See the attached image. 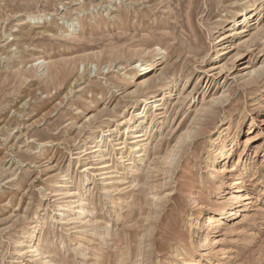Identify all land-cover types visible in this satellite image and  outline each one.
Listing matches in <instances>:
<instances>
[{
  "label": "rangeland",
  "instance_id": "1",
  "mask_svg": "<svg viewBox=\"0 0 264 264\" xmlns=\"http://www.w3.org/2000/svg\"><path fill=\"white\" fill-rule=\"evenodd\" d=\"M253 1L0 0V264H264V100L241 110L264 94V12L237 24ZM155 76L179 85L148 104L143 160L110 145V173H85ZM86 189L77 244L54 207Z\"/></svg>",
  "mask_w": 264,
  "mask_h": 264
},
{
  "label": "bare ground",
  "instance_id": "2",
  "mask_svg": "<svg viewBox=\"0 0 264 264\" xmlns=\"http://www.w3.org/2000/svg\"><path fill=\"white\" fill-rule=\"evenodd\" d=\"M253 3H254L253 4L254 8H253V11L251 13L249 12L250 5L242 8L241 13L243 15V19L238 20L237 24L239 23V24H245L246 25L247 23H249V25H252L257 20V16L263 14V12H264V0H254ZM251 17H252V19H249ZM29 18L33 19V18H35V16H30ZM255 24H256V22H255ZM220 26H223V24ZM68 30L71 31L72 29L69 28ZM223 34L224 33L219 34L217 36V38L219 40L223 39V37H222ZM162 58L163 57L160 56L155 60L146 61L144 63H141L139 66L136 65L137 66L136 69L132 71L134 74L130 78L137 77V76L144 77V76H146V74L148 73L149 70L150 71L159 70L160 67L164 63ZM144 71H145V73H143ZM163 79H164V77L155 76V77H152L150 79H145V80L139 81L140 82V90L142 91V98H141V100L138 101V102H140V104H138L136 106V104L133 103V105L131 107H132V109H134V108L135 109L133 110L132 115L129 118L127 117L128 119L125 121V125H124L123 129L120 128L121 129L120 133L123 136L122 139L124 138L125 140L126 139L130 140V143L127 144L125 141L122 142V139L117 138L118 134H115L111 137L104 138L103 135L106 133L107 129L106 128L102 129V136L101 137L98 136L99 138L97 137L98 140L96 141L99 143L98 145H96L99 147L97 149H95V151H94V154H96V156H95L94 160H93L94 154L91 155L86 160L87 162L85 163V165L83 167L85 173H88V172L90 174L99 173V174H104V175L107 173H110V172H104L103 171V169H106L112 163V156L109 152V146L110 145L112 147L113 146L118 147V150H119L118 156L119 157H117V158H120L121 162H124L126 155L137 157L135 161H142L143 160L142 157H139L140 156L139 155L140 154V145L144 140H146V136L140 130L141 129L140 123H142L143 119L148 114V104H149L150 100H153V99L160 97V95L162 94V91H166V93L169 91L168 95H171L172 91L175 90L173 92V95H174L176 93V88L179 85V79H175L172 82V84L166 89L165 85H161L163 82ZM154 87L155 88L157 87V89H156V91L152 92L151 89H153ZM150 93H152L153 95L150 98H148L146 96V94H150ZM158 93H161V94L159 95ZM258 96L259 95H252L247 99V101L245 102V104H243V107L241 109L243 114H247L249 111H254L257 107L260 106L261 101L264 100V94L261 95L260 97H258ZM137 100L138 99H136V101ZM156 106L157 105L155 104V107ZM225 148H226V145L224 144L223 149H221L218 152L219 155L223 156ZM135 161H134V163H135ZM109 168H111V167H109ZM114 169H116L115 172L116 171L120 172L121 166L119 167L117 165L116 168L114 167ZM56 174H57V178H56L57 180H56L55 187L56 186L61 187L62 186L61 180L66 181L68 174H65L62 172H59ZM122 179H123V176H120L119 180L116 181L117 185L115 186L116 187L115 189L117 191H119V189L122 186V184H119ZM106 180L104 181V184L102 187L103 193L107 192L108 189L110 188L108 183L106 182ZM57 191H58L57 195H59L60 194L59 191H61V190L58 189ZM72 194L73 195L66 197L68 199H64V197H60L59 203H57V205L54 208H55V214L62 215L61 217L57 218L59 223L67 222V221H65V219L67 218L66 216L68 214L65 216L64 215L65 213L63 214V211H68L70 213L72 211V213L69 214L71 216L70 217L71 220L75 224V226L73 227L74 237H73L72 241H76V243L78 244L80 242L81 230L83 227V226H80V224L84 222L83 218L86 216V210H88L86 208L87 206L84 202L89 201L90 195H89V189H86V191L83 193H74L73 192ZM83 204H85V206ZM78 205H80V206L78 207ZM39 227H40V222L38 221V217H36L35 220L28 227V229L22 233V236L24 239H26V242L27 241L28 242H35L36 241L38 234H39ZM33 244H36V243H33ZM18 245L21 246V244H18ZM32 251H37V247L35 245L33 246Z\"/></svg>",
  "mask_w": 264,
  "mask_h": 264
}]
</instances>
